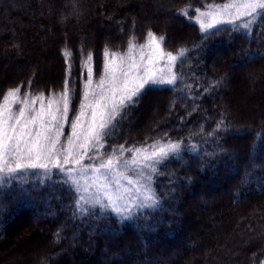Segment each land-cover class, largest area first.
Here are the masks:
<instances>
[{
  "label": "trees",
  "instance_id": "16d2710c",
  "mask_svg": "<svg viewBox=\"0 0 264 264\" xmlns=\"http://www.w3.org/2000/svg\"><path fill=\"white\" fill-rule=\"evenodd\" d=\"M224 2L0 0V97L20 85L29 99L47 97L67 79L69 121L83 100L87 54L95 86L105 48L123 55L129 41L140 46L152 32L163 36L165 51L187 50L176 65L177 84L146 86L104 149L181 143V159L157 165L153 174L162 203L147 221L152 230L138 227L143 219L120 225L99 206L91 211L110 219H73L74 193L65 189L62 199L50 200L45 174L29 171L0 185V247L8 254L23 248L18 264H264V37L223 25L203 40L189 18ZM65 132L64 138L70 127Z\"/></svg>",
  "mask_w": 264,
  "mask_h": 264
},
{
  "label": "snow or ice",
  "instance_id": "6c2138e0",
  "mask_svg": "<svg viewBox=\"0 0 264 264\" xmlns=\"http://www.w3.org/2000/svg\"><path fill=\"white\" fill-rule=\"evenodd\" d=\"M205 7L206 11L195 9L198 15L194 17H189L187 10L180 13L194 19L204 34L203 40L217 35L223 25L231 26L225 31L243 30L248 37L255 31L264 37V0H226ZM147 36L149 43L139 46L141 51L152 48L146 63L143 54L140 62L136 61L133 51L137 45L132 41L126 56L105 48L103 74L95 86L93 57L87 54L84 67L88 78L83 100L71 121V89L67 79L60 93L47 97L43 93L31 99L28 92L21 95L24 85L9 89L0 97V185L19 179V174L40 171L45 174L41 183L50 182V200L62 199L65 189L74 193L70 204L73 219H110L91 211L99 206L101 213L110 210L115 214L120 225L143 219L145 224L138 227L152 230L154 226L147 221L162 203L151 186L152 174L157 173V165L181 159V143L158 141L150 146L151 151L146 147L125 149L122 145L104 151L107 139L118 132L119 122L128 114L125 109L140 102L146 86L149 90L152 86H175L180 79L176 65L187 50L179 49L178 54L165 51L163 36L152 32ZM64 55L71 54L65 51ZM159 61L164 65L157 67ZM67 75H71L70 65ZM17 105L20 107L14 111ZM65 126L71 132L62 142ZM126 152L133 153L129 159H124ZM56 235L59 238V232Z\"/></svg>",
  "mask_w": 264,
  "mask_h": 264
},
{
  "label": "rangeland",
  "instance_id": "374dc122",
  "mask_svg": "<svg viewBox=\"0 0 264 264\" xmlns=\"http://www.w3.org/2000/svg\"><path fill=\"white\" fill-rule=\"evenodd\" d=\"M149 43V40L147 39V41H145V43H143L142 45H146V44H148ZM141 46V45H140ZM152 51V48H143V50L141 51V49H140V47L139 46H137V48L133 51V55H134V57H135V59H136V61L137 62H140V56H141V54H143L144 55V63H146L147 61H148V59H149V53ZM127 53H128V49L125 51V53L123 54L124 56H126L127 55ZM164 65V62L163 61H159V62H157V64H156V66L157 67H160V66H163ZM162 86H165V85H162ZM245 97L244 98H242L243 100L241 101V107H243V108H245V102H247V104H248V100H249V98L247 97V94L246 95H244ZM247 98H248V100H247ZM255 101L257 100H259L260 101V98H259V96H257V98L256 99H254ZM254 100H251V101H254ZM254 101V108H255V105H256V102ZM45 103H47V101H45ZM246 104V105H247ZM149 106V102H147V104H145V106H144V110L147 108ZM20 106L19 105H17V106H15V108H14V111L16 110V109H18ZM36 107L38 108L39 107V102L37 103V105H36ZM253 108V109H254ZM70 132H71V129H70ZM70 132H69V134L67 135V136H69L70 135ZM64 135H66V132H65V128H64ZM66 136V137H67ZM64 137H62V142L64 141ZM127 155H124V159H129V158H125ZM85 163H93L92 161H85ZM96 163H99V161H96ZM129 175L130 176H132L133 174L130 172L129 173ZM153 175V174H152ZM133 178H135V177H133ZM217 188H219V187H217ZM93 192H94V189L92 190ZM212 232V234L215 232V230L214 231H211ZM210 232V233H211ZM21 233V232H20ZM7 242H8V240H7ZM22 249L23 248H18V249H15V253L14 254H8V252H9V248H7V247H0V264H18V262L20 261V260H22L21 258V255H22V253H23V251H22ZM182 253H183V250L182 249H180V250H178V252L176 253V255H174L173 257H171V260H177V258H180L181 256H182ZM115 258L116 257H111L110 258V260H115ZM170 259L168 258V260L167 261H169ZM110 262V261H109Z\"/></svg>",
  "mask_w": 264,
  "mask_h": 264
}]
</instances>
